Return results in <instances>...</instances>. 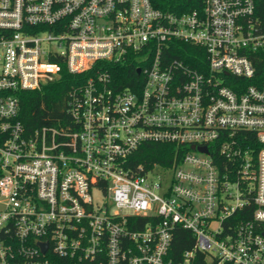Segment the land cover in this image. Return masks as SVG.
I'll use <instances>...</instances> for the list:
<instances>
[{
  "label": "built area",
  "instance_id": "2783aa9c",
  "mask_svg": "<svg viewBox=\"0 0 264 264\" xmlns=\"http://www.w3.org/2000/svg\"><path fill=\"white\" fill-rule=\"evenodd\" d=\"M263 62L255 0H0V264H264ZM95 64L27 130L19 91ZM145 143L179 156L139 162Z\"/></svg>",
  "mask_w": 264,
  "mask_h": 264
},
{
  "label": "trees",
  "instance_id": "16d2710c",
  "mask_svg": "<svg viewBox=\"0 0 264 264\" xmlns=\"http://www.w3.org/2000/svg\"><path fill=\"white\" fill-rule=\"evenodd\" d=\"M155 7L164 11L182 13L199 7L202 0H152ZM255 17L264 21V0H255ZM261 72H264V62L257 64ZM134 63L121 65L122 80L127 82L135 78ZM96 73L95 66L88 71L75 74L63 65L61 77L57 80L45 84L40 90H21L18 92L20 99L19 119L23 122L27 130L32 131L43 124H56L58 118L66 116L67 95L75 84L84 83L87 78ZM139 162L170 164L178 155L177 147L167 143H145L136 152ZM143 226L148 217L139 216ZM194 245V236L191 231L182 226H177L173 230V237L170 248V257L179 261L183 252L191 249ZM194 264H210L203 254L198 253ZM212 264H217L216 262ZM231 264V263H225Z\"/></svg>",
  "mask_w": 264,
  "mask_h": 264
},
{
  "label": "rangeland",
  "instance_id": "374dc122",
  "mask_svg": "<svg viewBox=\"0 0 264 264\" xmlns=\"http://www.w3.org/2000/svg\"><path fill=\"white\" fill-rule=\"evenodd\" d=\"M96 197H97V199H98V201L99 202H103V197H102V195L101 194H96Z\"/></svg>",
  "mask_w": 264,
  "mask_h": 264
},
{
  "label": "water",
  "instance_id": "95a60500",
  "mask_svg": "<svg viewBox=\"0 0 264 264\" xmlns=\"http://www.w3.org/2000/svg\"><path fill=\"white\" fill-rule=\"evenodd\" d=\"M138 72H140V69H138ZM200 150L204 151V152H207V148L206 147H201Z\"/></svg>",
  "mask_w": 264,
  "mask_h": 264
}]
</instances>
